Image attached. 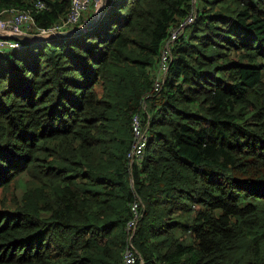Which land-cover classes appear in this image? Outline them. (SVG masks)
I'll use <instances>...</instances> for the list:
<instances>
[{"label": "trees", "instance_id": "trees-1", "mask_svg": "<svg viewBox=\"0 0 264 264\" xmlns=\"http://www.w3.org/2000/svg\"><path fill=\"white\" fill-rule=\"evenodd\" d=\"M42 1L45 28L71 6ZM192 7L107 0L81 33L0 53V264H123L136 199V264H264V0H198L155 93Z\"/></svg>", "mask_w": 264, "mask_h": 264}, {"label": "built area", "instance_id": "built-area-1", "mask_svg": "<svg viewBox=\"0 0 264 264\" xmlns=\"http://www.w3.org/2000/svg\"><path fill=\"white\" fill-rule=\"evenodd\" d=\"M107 0H71L69 12L65 18L48 28L38 24L36 16L47 9V5L42 0L35 1L32 6L26 9H6L1 12L0 34L7 35H47L66 29L74 28L82 24L84 14L91 8L97 19ZM193 7L191 12L182 21L172 27L170 36L161 51L159 62V78L154 84V92H159L166 80L171 62L173 60V47L175 43L185 34L186 30L192 25L198 13V0H192ZM23 45L21 41L13 38L0 37V53L8 49H20ZM134 141L128 153L131 164L142 159L149 140V121L142 122L141 117L135 116L133 119ZM133 216L127 223L128 241L124 253L123 264H136L143 262L142 255L134 245V238L139 221L143 217L144 204L141 199H136L132 203Z\"/></svg>", "mask_w": 264, "mask_h": 264}, {"label": "water", "instance_id": "water-1", "mask_svg": "<svg viewBox=\"0 0 264 264\" xmlns=\"http://www.w3.org/2000/svg\"><path fill=\"white\" fill-rule=\"evenodd\" d=\"M95 22V15L91 18H89L87 21H85L82 25L72 28V29H67L64 31H58L56 33H50L47 35H7V34H0V37L3 38H13L18 41H23V42H29V43H35V42H40V41H49L54 38H59V37H64V36H69V35H75L78 33H81L85 31L87 28L92 26Z\"/></svg>", "mask_w": 264, "mask_h": 264}, {"label": "clouds", "instance_id": "clouds-1", "mask_svg": "<svg viewBox=\"0 0 264 264\" xmlns=\"http://www.w3.org/2000/svg\"><path fill=\"white\" fill-rule=\"evenodd\" d=\"M93 16H94V12H93V15H92L91 17H93ZM91 17H90V18H91ZM86 21H87V20H86ZM83 23H84V22H83ZM83 23H82V24H83ZM82 24H81V25H82ZM78 26H80V25H78ZM78 26H76V27H78ZM74 28H75V27H74ZM70 29H72V28H70ZM66 30H67V29H66ZM63 31H64V30H63Z\"/></svg>", "mask_w": 264, "mask_h": 264}, {"label": "rangeland", "instance_id": "rangeland-1", "mask_svg": "<svg viewBox=\"0 0 264 264\" xmlns=\"http://www.w3.org/2000/svg\"><path fill=\"white\" fill-rule=\"evenodd\" d=\"M186 32H187V30H186ZM186 32H185V33H186Z\"/></svg>", "mask_w": 264, "mask_h": 264}, {"label": "crops", "instance_id": "crops-1", "mask_svg": "<svg viewBox=\"0 0 264 264\" xmlns=\"http://www.w3.org/2000/svg\"><path fill=\"white\" fill-rule=\"evenodd\" d=\"M92 15H93V13H92Z\"/></svg>", "mask_w": 264, "mask_h": 264}]
</instances>
